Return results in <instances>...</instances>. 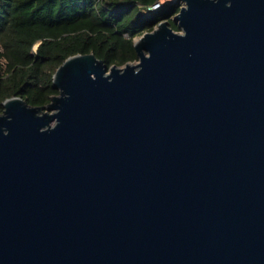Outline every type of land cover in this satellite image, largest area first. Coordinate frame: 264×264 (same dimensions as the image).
Masks as SVG:
<instances>
[{
  "label": "water",
  "instance_id": "1",
  "mask_svg": "<svg viewBox=\"0 0 264 264\" xmlns=\"http://www.w3.org/2000/svg\"><path fill=\"white\" fill-rule=\"evenodd\" d=\"M171 1L2 101L0 264H264V0Z\"/></svg>",
  "mask_w": 264,
  "mask_h": 264
},
{
  "label": "trees",
  "instance_id": "2",
  "mask_svg": "<svg viewBox=\"0 0 264 264\" xmlns=\"http://www.w3.org/2000/svg\"><path fill=\"white\" fill-rule=\"evenodd\" d=\"M170 0H0V112L18 95L46 104L58 92L56 67L68 56L92 51L107 66L137 60L133 39L172 16Z\"/></svg>",
  "mask_w": 264,
  "mask_h": 264
},
{
  "label": "rangeland",
  "instance_id": "3",
  "mask_svg": "<svg viewBox=\"0 0 264 264\" xmlns=\"http://www.w3.org/2000/svg\"><path fill=\"white\" fill-rule=\"evenodd\" d=\"M171 1V0H170ZM182 3V2H181ZM181 3H179V4H181Z\"/></svg>",
  "mask_w": 264,
  "mask_h": 264
}]
</instances>
